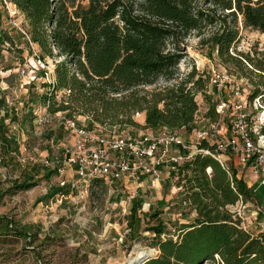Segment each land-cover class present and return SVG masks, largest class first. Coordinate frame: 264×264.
<instances>
[{"label":"trees","instance_id":"16d2710c","mask_svg":"<svg viewBox=\"0 0 264 264\" xmlns=\"http://www.w3.org/2000/svg\"><path fill=\"white\" fill-rule=\"evenodd\" d=\"M7 1L24 17L25 33H18L20 38H26L29 55L41 62L54 59L51 72L41 71L45 93L39 102L47 106L49 115L62 114L63 132H68L65 119L77 126L83 124L88 130L134 127L156 131L166 127L171 131H191L198 108L195 95L205 87L206 78L191 69L183 79L170 85L153 90L142 88L160 77L175 80L176 66L186 55L184 40L204 24L214 23L217 10L227 13L217 15L223 23L226 17L232 16L236 21L240 15L244 26L264 33V0H87L86 4L82 0ZM7 15L0 0V47L19 42L12 34L16 31L13 25L2 27ZM236 33L227 27L214 37L217 53L224 63L249 75L252 89L248 100L260 97L264 103V51L259 53L260 58L230 54ZM29 45L37 46V51L33 52ZM46 75L53 80L51 94L46 91L51 86ZM14 76L7 74L0 81L8 84ZM22 84L19 86L26 89ZM29 102L22 104L20 110L23 112L26 107V112L20 117L17 107H9L5 97L0 96V161L12 163L15 157L9 154H17L20 147L18 137L8 135L5 120L8 118L21 129L37 123V100L31 98ZM214 108L211 105L206 116L215 118ZM137 113L145 114L143 126L134 119ZM48 134L53 137V132ZM200 146L214 149L205 140ZM27 162L31 167L11 179V185L3 188L0 181V200L5 194L36 186L41 178L49 180L53 174L58 175L55 164L49 169L44 162L39 165L30 158ZM226 163L228 167H223L211 155L196 153L169 173L170 177L179 178L177 184L182 189L178 201L188 206L192 215L173 220L170 232H166L162 221L145 229L152 235L150 247L158 253L142 264H264V229L253 233L243 228L228 208L239 200H250L252 189L244 175L237 176L228 156ZM71 188L65 182L51 185L38 201L66 196ZM137 202L130 209L129 228L138 221ZM156 214H151L153 219H157ZM36 235L31 225L0 215V240L10 236L27 240ZM131 236L134 238L132 233Z\"/></svg>","mask_w":264,"mask_h":264},{"label":"rangeland","instance_id":"374dc122","mask_svg":"<svg viewBox=\"0 0 264 264\" xmlns=\"http://www.w3.org/2000/svg\"><path fill=\"white\" fill-rule=\"evenodd\" d=\"M81 2L86 4L87 0ZM199 4L206 9L210 7H205V3ZM5 10L7 11L6 7ZM226 14V12L217 10L214 23H206L201 29L190 32L184 40L186 55L176 66L175 80H166L164 77H160L154 84L147 85L142 89L153 90L170 85L174 81L183 79L191 69H195L197 74L206 78L205 87L195 95L198 107L197 116L200 117L206 115L208 108L217 103L216 97L207 93L209 88H207V77L212 69L226 70L243 79L249 95L252 89L249 75L246 71L237 69L235 65L222 61L217 53L214 37L224 28L231 27L237 33L231 42L229 53L234 56L249 54L260 58L259 53L264 51V33L244 26L240 15L236 17V21L232 19V16L226 17L223 23V18H218L217 15L226 16ZM13 21L19 23L18 25L23 30L25 27V20L20 12L15 17L7 15V20H2V27L8 28L12 25L15 27L16 31H13L12 34L15 35V39H19V42L7 47L4 45L0 47V78L10 73L15 75L14 80L8 84L0 81V86L3 87L0 96L5 97L9 107H17L16 112L20 117L22 113L26 112V107L21 112L22 104L26 105V101L29 102L31 98L36 99L34 111L38 116L44 108L39 102V97L45 93L41 83L43 81L41 71L51 72L54 68V59L47 58L45 62H39L33 58V54L29 55V48L24 42L26 38H20L21 34L18 32L22 31L13 24ZM31 49L33 52L37 51V46H31ZM8 67L10 69H3ZM199 70L203 71L202 74ZM22 71L23 73H21ZM45 78L47 79L48 76L46 75ZM254 81H258V78L254 77ZM19 84H22L26 89H23ZM251 110L250 106L245 108V111L250 113ZM61 115H48L44 121L35 122L32 128L26 124V129L14 126L8 118L5 120L8 135L17 136L20 147L17 154L13 152L9 154L15 157L12 163L0 161V181L3 188L11 185V179L20 176L24 169L28 170V167H31V164L27 162L29 158L39 165L47 161L49 169L54 164L60 169L58 175L53 174L49 180L41 178L37 181L38 184L30 189L18 190L15 193L2 196L0 215H8L22 225H31L37 235L35 238L27 240L11 236L1 239L0 264H119L134 255L135 246L156 253L158 250L149 245L152 235L145 229L162 221L165 222L166 232H170L173 230V220L181 218V215H192L191 209L181 205L178 201L180 199L179 192L182 189L177 184L179 178L171 177L172 185L170 187L168 184L162 186L161 192H163V196L167 195L168 201L165 204L160 203L161 208L157 206L160 201L153 199V193L147 189L144 193H137V191L134 193V189H130L129 192L126 190L119 192L120 189H123V181L119 179H115L118 182L116 183L114 180L113 184L111 178L107 180L106 184L103 183L104 180L103 182L79 181L80 179L75 174L76 166L64 162L67 149L73 151L75 157H78V150L73 144L74 136L70 130L68 129V132L61 130ZM134 119L140 120L141 113L135 114ZM97 130L105 134L108 133L106 128ZM129 131L137 136L153 133L139 131L134 127H130ZM51 132H53L54 140L49 137L48 133ZM180 133H184L183 130ZM4 160L7 161L6 158ZM235 168L240 171L244 170L236 165ZM40 173V177H42L43 172L40 171ZM142 179L143 177H140L139 182ZM63 182L71 184L72 190L68 195L57 196L55 199L47 201H38L51 185ZM132 186L134 187V185ZM255 192L254 195L262 200L264 186L256 189ZM122 198L125 202L127 201L126 205L120 203ZM135 201H138L136 214L138 221L129 228L130 209ZM125 207H127L126 212L123 211ZM152 213H157V219L152 218ZM263 222L264 209L255 215L250 225V231L253 233L257 231L259 229L257 226Z\"/></svg>","mask_w":264,"mask_h":264},{"label":"built area","instance_id":"2783aa9c","mask_svg":"<svg viewBox=\"0 0 264 264\" xmlns=\"http://www.w3.org/2000/svg\"><path fill=\"white\" fill-rule=\"evenodd\" d=\"M2 1L9 17L19 14L14 4ZM13 24L25 33L19 23L13 21ZM199 72L202 74L203 71ZM47 80L51 82V86L46 91L51 94L54 91L53 80ZM207 84V93L217 99L214 108L216 117H200L196 113L190 131L191 142L187 143L177 131L166 127L139 136L129 131V127H112L105 134L97 129L88 130L83 124L77 126L72 120L65 119L66 128L68 126L67 129L74 136L73 144L78 150V157L67 149L64 162L76 166L75 174L79 181L98 179L101 182L104 180L103 183L106 184L110 178L111 181L119 179L132 183L135 193L140 177L158 182L163 168L168 173L175 171L176 165L192 158L196 153L211 155L223 167H228V156L234 167L236 165L244 169H238L237 176L244 175L245 169L250 168L264 185V103L260 97H255L250 102L243 79L226 70L209 71ZM247 106L252 108L251 113L245 111ZM43 107V112L37 116L39 123L49 115L47 106ZM203 140L214 149L202 148L200 144ZM207 172H210L209 168ZM228 208L240 219L242 227L249 229L250 221L245 216L247 203L239 200Z\"/></svg>","mask_w":264,"mask_h":264},{"label":"crops","instance_id":"0c3cea01","mask_svg":"<svg viewBox=\"0 0 264 264\" xmlns=\"http://www.w3.org/2000/svg\"><path fill=\"white\" fill-rule=\"evenodd\" d=\"M144 118H145V114L141 113V119L140 120H136L138 122V124H140V126L144 125ZM139 131H143V132H156V131H152L150 129H142V128H137ZM183 130L184 133H180ZM177 132L183 137V139L188 143L192 141V135L190 131H185L184 129H179L177 130ZM244 176H245V181L248 185V187H251L252 192H253V196L251 197L250 200L246 201L247 203V208H246V217L249 219L250 221V225L252 224L253 219L255 218V215L258 214V212H261L264 209V197L262 198V200L258 199L254 193H256V189H260L262 186H264L263 184L260 183L259 177L257 175H255L254 171L250 168H247L246 171H244ZM115 180V179H114ZM114 180L111 181V183L113 184ZM116 183L118 182L117 180H115ZM115 184V183H114ZM168 184V187H170V185H172V179L169 175V173L167 172L166 168H163L161 170V175H160V180L157 182L156 180H151L150 178H145L143 177V179L141 180V182L138 183V188H137V193L138 192H143L147 190L150 191V193H153V199H157L160 202L157 203V206L159 208L160 207V203L165 204L168 201V197L167 195L163 196V192H161L162 186ZM133 184L132 183H127L126 181H123V189H120L119 192H124L125 190L127 192H129L130 189H133ZM181 186H179L180 188ZM118 188V187H116ZM177 189V187H176ZM123 199V198H122ZM124 205H126L127 201L125 202V200H121ZM127 207L123 208V211L126 212ZM190 216V215H189ZM182 217V216H181ZM183 221V220H181ZM259 229H264V222L260 223ZM250 229V227H249ZM150 234V233H149Z\"/></svg>","mask_w":264,"mask_h":264},{"label":"bare ground","instance_id":"6f19581e","mask_svg":"<svg viewBox=\"0 0 264 264\" xmlns=\"http://www.w3.org/2000/svg\"><path fill=\"white\" fill-rule=\"evenodd\" d=\"M151 252L140 246H135L134 255L129 257L124 263L119 264H137L143 257H146ZM117 264V263H115Z\"/></svg>","mask_w":264,"mask_h":264},{"label":"water","instance_id":"95a60500","mask_svg":"<svg viewBox=\"0 0 264 264\" xmlns=\"http://www.w3.org/2000/svg\"><path fill=\"white\" fill-rule=\"evenodd\" d=\"M157 253H158V252L148 254L146 257H143L139 262H137V264H142V263H144V262H145L146 260H148L149 258L156 256Z\"/></svg>","mask_w":264,"mask_h":264}]
</instances>
